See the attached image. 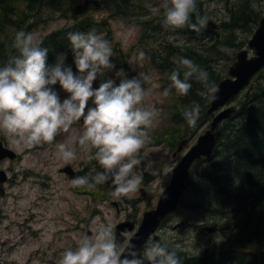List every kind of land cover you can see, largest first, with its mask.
Listing matches in <instances>:
<instances>
[{
  "label": "rangeland",
  "instance_id": "obj_1",
  "mask_svg": "<svg viewBox=\"0 0 264 264\" xmlns=\"http://www.w3.org/2000/svg\"><path fill=\"white\" fill-rule=\"evenodd\" d=\"M151 1L148 6L151 11L160 10L165 4V0ZM199 3L207 19L219 24L218 31L222 33L224 40L228 41L224 46L225 55L217 63V69L222 70L221 74L223 71L226 73L227 67L235 60L237 51L247 45L255 29L249 30L256 23L251 21L245 23L244 17L250 15V11H253L257 18L261 17L264 14V0H196V4ZM243 3L245 12L242 17L235 19V11ZM249 8L251 10H248ZM47 14L49 15L47 21L40 23L31 31L37 40L69 23L60 11L58 13L49 11ZM96 15L98 17L108 15L110 38L107 41L111 48L116 43L122 51L121 59H127L126 68L123 62H116L117 64L113 62L116 68H124L129 77L138 73L149 75L151 80L143 85L149 94L143 103L146 107L154 105L160 111L157 126L149 131V142L136 154L141 163L134 167L133 172L142 178L141 186L134 194L119 198L112 195L111 182L98 184L94 188L72 186L71 181L77 176L91 177L103 171L93 158L95 150L86 151L76 142L83 129L82 120L75 122L69 132L57 135L51 144L42 143L30 148L17 147L9 137L2 134L6 144L20 154L15 159L0 160V170L3 169L8 174L6 193H0V257L8 252L9 262H15L13 259L17 258L19 251L25 256L33 251L36 255L31 257L33 262L29 264H57L64 250L75 249L77 240L92 235V229L100 224H111L114 233L116 224L123 220H136L139 224L143 213L157 205L161 193L171 180L174 166L197 142L199 135L210 127L214 117V114L208 113V117L200 126L185 135L188 140L182 149L177 151L184 131L176 132V129L183 130L184 126L172 123L170 117L180 102L173 92L164 95L162 73L148 62L145 55L148 39L142 41L145 30L142 17L121 15L111 18L112 14L106 8L97 9ZM226 21L234 22L236 25L232 27L229 24L225 25ZM231 28H234V34L237 36L234 45L229 43L232 38L227 40V37H231ZM13 32L8 35H12ZM167 38L177 40L174 35ZM156 45L157 43H154L151 46ZM141 52L144 53L142 59L139 55ZM109 71L112 73L111 79H114V71ZM256 75L238 93L234 100L236 104H239L247 89H252L251 85L255 83ZM57 90L63 99L66 93L61 91L59 86ZM199 115L203 113L200 112ZM59 143H66L73 148L76 159L66 162L58 158ZM214 161L217 162L212 163ZM67 165H71L76 172L69 174L62 171L61 168ZM224 168L229 169L227 159L221 160L214 154L193 164L191 176L194 172V177H200L204 169H213L214 173H217ZM183 200L185 202L182 206L180 204L179 208L158 227V234L171 248L193 255L219 245L237 231L236 221L243 214V210L239 211L241 207L226 205L224 207L226 209L223 210L220 205L218 206V199L199 192L193 185L188 188ZM232 208L234 210L228 212V209ZM81 220L83 222H79ZM131 233L128 232L127 239ZM142 254L143 251L139 256L142 257Z\"/></svg>",
  "mask_w": 264,
  "mask_h": 264
},
{
  "label": "clouds",
  "instance_id": "obj_2",
  "mask_svg": "<svg viewBox=\"0 0 264 264\" xmlns=\"http://www.w3.org/2000/svg\"><path fill=\"white\" fill-rule=\"evenodd\" d=\"M195 14V22H192ZM208 19L197 12L196 0H170L165 3L162 24L165 28L180 29L187 26L199 33ZM72 64L66 63L67 52L58 53L55 62L49 63V49L42 47L31 33L18 31L14 47L18 55L11 56L0 66V133L9 137L17 147L51 144L60 133L69 132L71 126L83 121L81 134L76 138L79 146L91 152L103 169L94 176H77L73 187L94 188L111 182L114 197H126L137 192L142 178L133 169L141 163L137 153L150 140L149 131L157 126L160 111L153 105L144 106V84L149 75L138 73L129 77L124 68L112 62V48L94 30L68 32ZM141 59L144 53L140 54ZM177 67L169 76L172 89L186 96L195 78L209 89L218 87L209 82V74L193 60L184 56L173 57ZM74 65V68H73ZM104 70H113L114 79L101 80ZM183 70V79H181ZM118 81V82H117ZM59 89L66 93L62 99ZM211 99H216L213 95ZM200 106L185 108L183 118L189 127H195ZM58 158L71 162L76 152L66 143L57 145ZM126 250V254H124ZM181 264L177 248H169L166 240L149 236L142 257L135 245L117 240L111 224H100L92 235L77 240L75 249L64 250L57 264Z\"/></svg>",
  "mask_w": 264,
  "mask_h": 264
},
{
  "label": "trees",
  "instance_id": "obj_3",
  "mask_svg": "<svg viewBox=\"0 0 264 264\" xmlns=\"http://www.w3.org/2000/svg\"><path fill=\"white\" fill-rule=\"evenodd\" d=\"M150 2L152 1L0 0V66L6 64L11 56L18 55V50L14 47L16 33L21 30L31 33L37 25L47 21L49 11L62 12L69 23L54 29L38 41L42 47L49 49L50 64L55 62V56L58 53L67 52L66 63L71 65L72 55L69 51L67 33L94 30L97 35L103 36L102 39L109 41L110 18L108 15L105 17L96 15L97 9L106 8L111 12V18L121 15L142 17L145 26L142 41L148 39L145 55L148 62L162 73L164 89L168 88L169 76L177 67L172 62V58L178 56L193 60L208 72L210 84L217 86L227 74V70L226 73L223 71L221 74L222 70L217 69V63L225 55L224 46L228 43L222 37V33L214 30L208 23L199 33L190 30L187 26L180 29L165 28L162 24L165 4L160 10L151 11L148 9ZM165 3H170V0H165ZM196 5L197 12L201 16H206L201 4ZM244 5L245 3L235 11V19L242 17L245 12ZM244 18L245 23L250 21L256 23L249 28L251 31L260 20L253 11ZM192 22H195V14H193ZM228 24L231 27L236 25L234 22L226 21L225 25ZM12 28L14 29L10 32L14 31L13 34L8 35ZM230 33L231 37H227V40L232 38L229 43L234 45L237 39L234 28L230 29ZM171 35L176 36L177 40L167 38ZM154 43L157 45L151 46ZM112 51V62H123L126 68L127 59H121L122 51L116 43L112 45ZM111 77L112 73L104 70L98 76L97 84ZM181 79H183V70H181ZM255 80L250 94H244L239 100L237 110L218 128V144L214 154L221 160L226 158L229 169L220 170L223 173L204 169L200 177H194L193 172L189 179V187L193 185L199 192L218 199V206L220 205L223 210L226 209L224 208L226 205L241 207L239 211L243 210V214L236 221L238 229L229 239L204 252L192 255L177 249L181 264H264V67L258 71ZM189 83L192 84V88L186 96L179 95L175 89L170 91L181 103L176 105L170 117L172 123L184 126L183 130L176 129V132L184 131L181 138L186 137L188 132L200 126L208 117L206 108L212 95L209 89L195 78L190 79ZM196 104L200 106V112L203 115H199L195 127H189L182 112L185 108H191ZM215 162L217 161L212 163ZM184 202L182 199L181 206ZM230 210L234 208L228 209V212ZM169 248L173 247L169 246Z\"/></svg>",
  "mask_w": 264,
  "mask_h": 264
},
{
  "label": "water",
  "instance_id": "obj_4",
  "mask_svg": "<svg viewBox=\"0 0 264 264\" xmlns=\"http://www.w3.org/2000/svg\"><path fill=\"white\" fill-rule=\"evenodd\" d=\"M209 24L219 27L213 20H209ZM251 50V53H250ZM236 59L229 67V76L223 78L217 85L218 92L213 93L216 99L210 100L208 113H217L208 127L198 137L182 159L174 166L172 177L164 191L161 193L156 207L148 209L144 212L142 222L138 230L130 237V242L135 245V250L138 251L149 236L160 240L161 236L156 232L161 221L170 212L179 207L180 201L188 188V180L191 175V166L195 160L201 158L203 155H211L217 141L216 128L221 121L231 115L235 110V104H228L230 99L238 94L240 90L250 82L251 77L264 65V15L260 18L259 24L255 28L251 38L249 39L248 48H242L237 52ZM252 87V85H251ZM247 91V94H249ZM212 95V96H213ZM188 138H183L177 147V151L181 150ZM176 151V152H177ZM175 152V154H176ZM17 152L9 146L4 144V140L0 137V159L10 156L15 157ZM69 173H74L71 165L61 168ZM3 171V170H2ZM0 190L3 192L4 188L0 184ZM134 222L131 220L122 221L117 224L116 238L123 244L126 235L121 230H132ZM210 229H214L210 227ZM126 254V250L124 252Z\"/></svg>",
  "mask_w": 264,
  "mask_h": 264
},
{
  "label": "flooded vegetation",
  "instance_id": "obj_5",
  "mask_svg": "<svg viewBox=\"0 0 264 264\" xmlns=\"http://www.w3.org/2000/svg\"><path fill=\"white\" fill-rule=\"evenodd\" d=\"M0 175H1L0 181L2 182V184H4V188H5V184L7 183L8 177L6 178V175H5V173L3 175V172H0ZM1 220H3V218ZM79 222H83V220H81ZM87 231L91 232L90 229H87ZM7 253L6 254L4 253V256L0 257V264H29V263L33 262V261H31V257H35V255H36L35 252L32 251V252H29L28 256H25L24 253H21V251H19L17 258L13 259L15 262H9L8 261L9 258L7 257V255H8Z\"/></svg>",
  "mask_w": 264,
  "mask_h": 264
},
{
  "label": "bare ground",
  "instance_id": "obj_6",
  "mask_svg": "<svg viewBox=\"0 0 264 264\" xmlns=\"http://www.w3.org/2000/svg\"><path fill=\"white\" fill-rule=\"evenodd\" d=\"M208 25H210L214 30H217L218 31V29L220 28V26L219 27H215L214 25H211V24H209V20H208ZM219 25V24H218ZM253 87H254V84H253V86H252V89H253ZM251 89V90H252ZM251 90H250V92H251ZM250 92H249V94H250ZM217 144H218V137H217V141H216V144H215V147H214V151H213V153L210 155V156H213L214 155V153H215V150H216V146H217ZM201 159H198L197 161H200ZM196 161V162H197ZM191 176V175H190ZM190 179V178H189ZM30 260V259H29ZM32 261V260H31Z\"/></svg>",
  "mask_w": 264,
  "mask_h": 264
}]
</instances>
